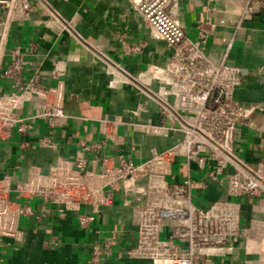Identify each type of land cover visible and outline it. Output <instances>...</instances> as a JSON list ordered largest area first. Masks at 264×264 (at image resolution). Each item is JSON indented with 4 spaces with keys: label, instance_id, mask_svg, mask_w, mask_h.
I'll use <instances>...</instances> for the list:
<instances>
[{
    "label": "built area",
    "instance_id": "2783aa9c",
    "mask_svg": "<svg viewBox=\"0 0 264 264\" xmlns=\"http://www.w3.org/2000/svg\"><path fill=\"white\" fill-rule=\"evenodd\" d=\"M129 2L141 24L172 51L164 65H150L131 77L158 105L157 124L140 127L157 135L180 131L181 137L161 151L152 149L141 161L122 154L112 156L107 154L109 141L119 142L121 121L101 117L99 138L78 139L73 156L58 157L45 171L30 164L25 178L16 182L9 172L0 176V240L8 245L21 241L23 219L38 222L49 214L64 218L70 211L76 213L79 227L87 229L95 214L114 205V194L121 190L123 206L131 208L133 242L117 249L114 232L91 241L88 264H104L119 254L138 261L136 264H215V258L239 245L240 206L231 198L264 199V158L249 163L234 149L236 129L253 111L235 97L245 71L228 61L232 40L217 57L204 51L207 34L203 21L197 24L194 37L186 34L176 17L177 0ZM34 3L48 11L56 29L65 27L45 0H0L1 46L13 23L28 18ZM258 9L257 1L249 0L240 14L248 19ZM117 40L125 56L140 49L129 43L126 31H119ZM30 47L35 49V43ZM7 54L0 65V80L7 84L6 90L0 89V142L20 138L19 146L24 148L22 138L42 122L46 132L37 138L38 143L53 148V135L65 118L62 71L52 69L51 74L59 79L50 84L39 67L27 68L20 46L10 47ZM145 77H150L148 83L141 80ZM179 158L188 166L195 163L200 182L224 187L228 198L206 206L197 204L191 174L168 180ZM34 200L39 202L37 209ZM48 244L56 246L58 241L51 236Z\"/></svg>",
    "mask_w": 264,
    "mask_h": 264
},
{
    "label": "crops",
    "instance_id": "0c3cea01",
    "mask_svg": "<svg viewBox=\"0 0 264 264\" xmlns=\"http://www.w3.org/2000/svg\"><path fill=\"white\" fill-rule=\"evenodd\" d=\"M45 1L58 12L65 27L56 29L48 11L34 3L28 18L13 23L5 45H0V65L10 47L20 46L27 68L39 67L50 84L59 79L51 74L52 69H61L64 122L53 135V148L38 143L37 138L46 132L42 122L35 124L30 135L21 137L24 148L19 146L20 138L0 142V176L9 172L16 182L25 178L30 164L40 165L45 171L58 157L73 156L78 139L99 138L101 117L121 121L117 128L120 140L109 141V155L122 154L141 161L150 156L152 149L161 151L173 145L181 137L180 131L157 135L140 127L157 124L158 105L131 77L150 65H164L172 51L141 24L129 0ZM248 1L177 0L176 17L190 37L195 36L197 24L204 22V51L212 57H217L232 40L228 61L245 71L235 97L244 107L253 108L248 121L236 129L234 149L238 157L254 163L264 158V0H256L258 11L243 19L240 13ZM2 11L0 6V17ZM119 31H126L129 43L138 45L139 51L123 55L117 40ZM30 43H35V49ZM0 89H7L3 80ZM188 174L195 179L192 191L197 204L206 206L210 201L228 198L224 187L201 183L195 163L188 166L182 158L174 162L168 180H181ZM114 198V205L95 214L87 229L79 227L73 211L64 218L49 214L38 222L23 219L21 241L8 245L0 240V264H88V243L113 232L117 235V249L132 243L135 227L131 208L123 206L121 190ZM231 199L240 206L239 245L231 253L215 258V264H264V199ZM38 203L32 201L36 209ZM51 236L58 241L56 246L48 244ZM136 263L119 254L104 264Z\"/></svg>",
    "mask_w": 264,
    "mask_h": 264
},
{
    "label": "bare ground",
    "instance_id": "6f19581e",
    "mask_svg": "<svg viewBox=\"0 0 264 264\" xmlns=\"http://www.w3.org/2000/svg\"><path fill=\"white\" fill-rule=\"evenodd\" d=\"M156 75H157V73H156ZM142 79L144 80V82L148 83L149 80H150V77H145V78H142Z\"/></svg>",
    "mask_w": 264,
    "mask_h": 264
}]
</instances>
